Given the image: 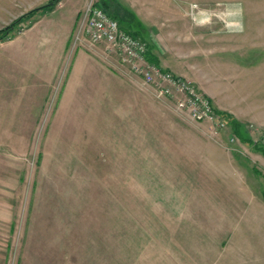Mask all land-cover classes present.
Listing matches in <instances>:
<instances>
[{"label": "rangeland", "instance_id": "1", "mask_svg": "<svg viewBox=\"0 0 264 264\" xmlns=\"http://www.w3.org/2000/svg\"><path fill=\"white\" fill-rule=\"evenodd\" d=\"M52 1L0 0V264H264V0L109 3L219 128L79 24L26 90L10 37Z\"/></svg>", "mask_w": 264, "mask_h": 264}, {"label": "built area", "instance_id": "2", "mask_svg": "<svg viewBox=\"0 0 264 264\" xmlns=\"http://www.w3.org/2000/svg\"><path fill=\"white\" fill-rule=\"evenodd\" d=\"M78 32L91 42H106L116 48L133 72L153 83L158 95L174 98L177 109L193 120L215 122L216 128L224 126L208 98L199 94L188 80L150 63L144 40L120 28L117 20L97 5V0H86ZM261 137L264 139V133Z\"/></svg>", "mask_w": 264, "mask_h": 264}, {"label": "crops", "instance_id": "3", "mask_svg": "<svg viewBox=\"0 0 264 264\" xmlns=\"http://www.w3.org/2000/svg\"><path fill=\"white\" fill-rule=\"evenodd\" d=\"M52 2H47L43 5V10L26 26L22 33H15L10 37V41L14 42L12 45L15 48L16 60L19 63L32 60L31 65L24 69V72L28 73L32 80V85H29L26 90H32L33 93L36 92L37 96L39 95L38 97H42V94L37 93L39 91L41 93L45 91L44 97H47V88L41 89V87L39 88L38 85H35L37 81L44 79L43 81L45 82V80H48L47 77L44 78L43 76L45 74L48 75L51 70L48 69V65L44 66L45 61L52 56L51 53L58 49L62 52L66 50L70 35L74 31L75 26L79 24L86 4L85 1L82 3L80 0H54ZM124 9L132 11L126 7ZM117 17L120 19V16ZM40 60L43 62H41V66H39ZM16 67L19 71L22 70L20 66L17 65ZM17 81L20 82V85L17 84L16 89H14L24 94L23 80L19 78ZM5 87L8 88L7 84H5ZM0 89L5 90L3 87H0ZM33 93L30 95H34ZM255 206L264 209V203L255 204L253 207Z\"/></svg>", "mask_w": 264, "mask_h": 264}, {"label": "trees", "instance_id": "4", "mask_svg": "<svg viewBox=\"0 0 264 264\" xmlns=\"http://www.w3.org/2000/svg\"><path fill=\"white\" fill-rule=\"evenodd\" d=\"M113 1L114 0H97V5L100 6L101 8H103L111 17H113L114 19H116L117 22L119 23L120 28L126 30L127 32H129L133 36H136V37L141 38L140 29H138L137 27H135V24H136L135 21H137L135 18H134L135 19L134 22H132L131 20H128L127 18L118 19L117 15H115L114 13H110V11H109V8H110L109 7V3L113 2ZM146 57H147V59L149 58L148 55ZM216 113H218V112H216ZM253 145L264 156V146L258 145L256 142H253ZM262 195L264 197V192H263Z\"/></svg>", "mask_w": 264, "mask_h": 264}]
</instances>
